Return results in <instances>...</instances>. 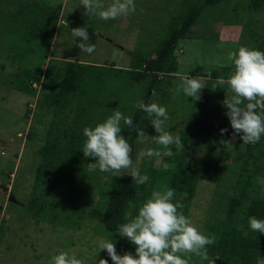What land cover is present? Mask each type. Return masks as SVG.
Listing matches in <instances>:
<instances>
[{"label": "trees", "instance_id": "trees-1", "mask_svg": "<svg viewBox=\"0 0 264 264\" xmlns=\"http://www.w3.org/2000/svg\"><path fill=\"white\" fill-rule=\"evenodd\" d=\"M229 1L159 0L151 8L149 5H141L143 10L145 8L150 10V15L154 12L153 14L159 16L161 21L157 24L161 26L160 33H154L155 39L152 40L153 46L148 47L149 51L143 49L130 54L131 64L124 70L115 69L113 65L108 68L90 63L83 64L78 60L66 61L59 68L49 65L45 70H40L36 64L42 65V61L48 57L47 52L55 32L56 21L60 20L61 5L51 7L38 0L21 2L23 5L15 11L11 26L14 28L20 26V34L23 31L32 35L30 39L22 37L25 38L23 42L26 49L22 50L20 56L17 57V52L14 51L9 59L19 58L23 61L32 47H36L37 51L30 55V60L23 62L29 67L28 61L31 63L34 60L31 68H28L31 72H27L30 74L28 86L32 85L33 81H38L41 74L44 77L37 106H43L51 119L45 131L43 145L38 150L40 161L31 190L36 191L38 186H44L65 191V197L52 201L56 209L62 207L68 209V203L76 194L88 195V188L95 183L92 180L94 175L100 172L88 171L87 163L92 162L93 158L84 157L81 152L85 139L82 134L83 128L94 126L110 112L121 109V94L129 92L125 89L133 83H146L148 94L153 92L154 87L160 89L164 86L169 91L174 86L171 81L179 71L175 50L178 47L185 49V43L188 44V49L194 39L207 44L202 37L205 31H200L194 37L190 34L191 29L198 24L203 13L223 3L228 4ZM234 7L228 19L239 21L243 16L234 12L239 6ZM262 11L264 0H249L247 7L249 16H253L254 19ZM76 20L81 24L83 19ZM261 20L263 29L250 30L247 34L245 33L250 28L251 21L246 23L247 28L245 27L240 34L238 47L247 46V42L251 41V48L264 51V17ZM152 21L153 19L142 23L145 24V28L153 31ZM207 49L201 52L206 53ZM191 64L188 65V76L200 75L211 80H206L205 86L199 91L198 100L193 101L189 97L196 105L197 109L194 111L197 112L192 111V114L182 117L187 121L184 126L180 123L182 128L179 136L184 148L177 151L175 146L171 145L174 155L171 157L161 155L158 167L153 166L155 157H143L139 168L142 173L146 172L149 175L146 184L137 186L128 175L111 176L106 187L101 189L103 203L100 210L97 215L92 212L91 218L99 221L105 240H113L118 254L134 253L135 246L126 237L119 235L118 227L135 216L136 209L154 189L169 187L174 189V200L181 201L184 205L183 213L190 216V208L197 195L199 183L204 180L214 181L218 183V187L214 191V202L209 205L206 213L209 218L203 223L201 230L210 236L213 242L207 246V259L202 260L194 254H187L190 256L188 264H264V234H256L248 228L249 216L264 219V138L254 145L242 142L244 147L235 145L230 149L227 142L231 126L225 115L227 109L222 103L225 95L227 96L228 86L226 83L221 85L218 79L226 80L232 72V65L208 66L200 58H195ZM111 79L123 81L125 87H115L113 95L108 97L104 91L113 87L109 82ZM141 93H138L141 100L148 99V94ZM174 94L183 96V93ZM166 95V91H162L160 104L168 97ZM62 112L73 113L69 123L62 121L63 118L67 119ZM98 113L100 117L94 118L93 114ZM125 115L132 116L137 128L150 118L138 108ZM60 125L62 127H59ZM221 128H226L227 131L221 134L219 131ZM121 134L133 148L138 137L135 130L123 126ZM236 136L240 140L239 135ZM32 137H34L32 134L28 135L29 140ZM195 151L203 153L201 158H197L198 166L188 160ZM220 182L226 189L219 186ZM1 188L6 190V187ZM30 196L27 206H24L26 212L40 215L44 208L40 196L37 191L32 192ZM100 252L104 253L109 264H114L105 250Z\"/></svg>", "mask_w": 264, "mask_h": 264}, {"label": "rangeland", "instance_id": "rangeland-1", "mask_svg": "<svg viewBox=\"0 0 264 264\" xmlns=\"http://www.w3.org/2000/svg\"><path fill=\"white\" fill-rule=\"evenodd\" d=\"M23 1L0 0V187H7L6 191L0 188V264H50L51 256L58 250L75 253L78 258L82 259L83 264H99V259H105V257L104 253L97 252V245L100 241L105 240V235L100 230L99 221L91 218V213L95 212L97 215L100 210L103 203L101 189L106 187L111 175L107 173L94 175L92 180L95 183L88 188V195L86 193L76 194L68 203V209L65 207L56 209L52 203L53 200L57 201L65 197V191L44 186H38L36 190L41 198L40 202L44 204L40 215L27 213L24 208L28 204L27 201L30 199L31 193H36L35 189L31 190V187L34 184V174L40 161L38 150L43 145L45 131L48 129L51 119L50 114L45 113L43 106H37L41 84L44 80L43 75L41 74L38 81H33L32 85L28 86L30 74L27 72L34 60L31 63L28 61L29 67L24 62L37 51L36 47H32L30 53L24 56V62L19 58L9 59L14 51L17 52V57L20 56L22 50L26 49L23 39H30L29 37L32 35V33L27 34L23 31L20 34V26L16 28L11 26L15 11L23 5L21 3ZM38 1L51 7L61 5L60 20L56 21L55 32L47 52L48 57L42 61V65L36 64L40 70H45L49 65L59 68L64 62L75 60L83 64L90 63L108 68L113 65L115 69L124 70L131 64L130 54L143 51V49L148 50V47L153 46L154 33H160L161 26L157 24L158 21H161L159 16L153 14L154 12L150 15V10L146 8L143 10L141 6L149 5L151 8L159 0H135L136 12L115 20H101L95 16H87L83 6L79 5L80 0ZM110 2L111 0H105V5ZM248 4L249 0H230L228 4L223 3V5L203 13L202 18L191 29L190 34L195 37L200 31H205L202 37L207 41V44L194 39L188 49V44L185 43V49L178 47L175 50L179 71L171 81L174 85L173 90L171 88L168 91L164 86L160 89L154 87L153 92L148 94L146 83H133L129 86L130 89H125L130 93L123 92L121 94L122 103L119 110L124 114H129L133 109H137L136 103L141 101L138 97L140 92H142L141 95L148 94V99L144 100L145 103L160 104V94L162 91H166L168 97L163 100L161 105L166 106L169 118L165 121L164 127L172 134L179 135L182 128L180 123H183L184 126L187 122L182 117L192 114V111L197 108L189 97L175 95V87L177 88L182 77L189 75L188 65L191 66V62L195 58H200L208 66H231L227 59L228 53L238 48V43L241 40L240 34L245 27L247 28L246 23L251 21L250 28L245 34L250 30L263 29L261 18L264 17V11L258 13V16L253 19V16H249L247 13ZM235 5H238L239 8H236L234 12L241 13L243 16L239 21L228 19ZM76 18L83 19L82 25ZM64 19L68 22L69 28L80 26L87 28L90 41L95 45L92 54L82 53L78 46L72 42L69 30L62 23ZM152 19L154 29L150 31L148 27H144L145 24L142 22ZM73 24L75 27H72ZM247 46L251 47L252 42L248 41ZM206 48H208L206 53H202L201 51ZM190 77L199 78L203 86H205L206 80H211L209 77L200 75ZM10 82L12 83L10 84ZM109 82L113 87L104 91L108 97L113 95V91L117 87H125L123 81L111 79ZM19 86L21 87L19 88ZM226 94L230 95L228 89ZM3 96L4 98H2ZM241 107H244L243 104ZM62 113L67 117L62 121L69 123L73 113ZM93 116L97 118V116L100 117V114H93ZM148 119L145 124L139 127L143 129L145 136L137 137L132 153H130V157L138 167L143 162L140 152L145 148L155 146L160 151L161 154L155 157L153 162L155 167L160 165L161 155H163V147L156 145L152 139V136L156 135L150 122L152 117ZM29 134L34 136L30 140ZM227 144L230 149L235 145L244 147L242 141L238 140L236 134L233 133L232 128ZM202 156V152L195 151L188 160L198 166L197 158ZM127 175L123 174L121 177ZM219 186L226 189L222 182L219 183ZM217 187L218 183L205 180L198 185L197 195L189 215L193 224L200 230H203V223L209 218L206 213L209 205L214 202L213 195ZM10 195L13 200L15 199V202L8 201ZM47 201L48 203H46Z\"/></svg>", "mask_w": 264, "mask_h": 264}, {"label": "clouds", "instance_id": "clouds-1", "mask_svg": "<svg viewBox=\"0 0 264 264\" xmlns=\"http://www.w3.org/2000/svg\"><path fill=\"white\" fill-rule=\"evenodd\" d=\"M79 5L83 6L87 16L101 20H115L136 12L135 0H111L107 5L105 0H80ZM62 23L82 53L94 52L95 45L91 43L86 27L69 28L65 19ZM227 59L232 65V72L226 80L219 79L221 85L227 84L230 93L225 95L222 102L227 109L225 115L233 133L238 134L244 144L254 145L264 137V51L241 45L235 51H230ZM203 87L199 78L184 76L176 92L195 101L200 98L199 91ZM242 104L244 107H241ZM136 107L152 117L150 122L156 133L152 139L156 145L163 147L164 156L174 155L170 145H174L177 151L184 148L181 137L164 127L169 118L166 106L141 100L136 103ZM122 126L135 130L138 136H145L143 129L134 125L132 116L119 110L113 111L94 126L83 128L85 139L81 152L84 157L93 158L92 162L87 163L88 171L92 173L98 170L113 177L128 174L137 186L146 184L149 175L142 173L130 157L132 147L121 134ZM219 131L223 134L227 129L221 128ZM160 154L157 148L152 147L140 152L141 157L149 158ZM174 192L170 187L154 189L136 209L135 216L119 225L117 232L135 246L134 253L118 254L112 239L100 241L97 252L105 250L114 264H188L190 256L187 254L207 259V246L212 244V238L183 213L184 205L174 200ZM8 199L9 202H15L11 195ZM248 228L256 234H264V219L249 216ZM98 262L109 264L103 258ZM50 264H83V261L75 253L58 250L51 256Z\"/></svg>", "mask_w": 264, "mask_h": 264}, {"label": "water", "instance_id": "water-1", "mask_svg": "<svg viewBox=\"0 0 264 264\" xmlns=\"http://www.w3.org/2000/svg\"><path fill=\"white\" fill-rule=\"evenodd\" d=\"M12 200V198H10Z\"/></svg>", "mask_w": 264, "mask_h": 264}]
</instances>
